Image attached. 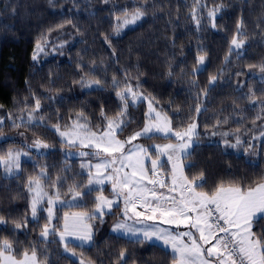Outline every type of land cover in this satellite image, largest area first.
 Instances as JSON below:
<instances>
[{"label": "trees", "instance_id": "16d2710c", "mask_svg": "<svg viewBox=\"0 0 264 264\" xmlns=\"http://www.w3.org/2000/svg\"><path fill=\"white\" fill-rule=\"evenodd\" d=\"M218 5L220 11L210 19L208 11ZM137 7L146 14L120 27L117 34V18L121 22L125 9L131 12ZM193 10L199 24L193 19ZM238 21H242L243 35L237 39L245 43L230 52ZM37 42L43 51L37 49ZM199 55H205V61L193 72ZM261 65L264 0H202L199 6L195 0H0V118L4 121L0 132L21 129L31 138L53 145L41 152L25 147L28 155L22 156L17 173L4 175L0 170V216L6 221L0 224V240L13 242L16 257L34 245L45 264H80L78 258L63 251L55 233L40 236L47 219L42 208L38 222L30 216L28 180L40 177L51 188L60 176L63 179L57 184L63 192H69L73 184L86 183L87 173L80 167L84 157L66 151L78 146L62 143L52 126L67 128L79 122L87 123L92 131L104 128L108 120L101 116V108L108 119H117L123 104L116 91L125 88V77L137 95L142 93L167 113L173 129L197 123L199 143L184 161L189 179L201 171L205 174L206 182L197 191L210 192L221 181L225 186L259 181L264 177ZM113 76L120 81L118 88L112 85ZM212 76L217 79L210 84ZM82 77L100 80L101 85L84 87L79 83ZM128 100L127 123L118 137L131 135L145 120L146 101L133 102L131 96ZM198 106L199 114L195 111ZM29 113L36 118L30 123ZM78 114L87 120L78 119ZM13 120L21 126L13 127ZM217 121L220 125L213 127ZM237 129L243 141L238 148L226 147L221 135H211ZM227 139L235 143L236 136ZM138 140L148 144L173 137L157 134ZM14 147L24 148L15 139L0 140V155ZM42 171L46 175L41 176ZM99 190L85 191L81 204L64 209L90 210ZM113 211L117 215L109 213L103 223L92 219L89 245L69 243L79 257L94 264H172L173 254L165 247L113 232L111 226L120 218L119 208ZM15 222L22 227L15 228ZM252 230L257 234L264 230V219Z\"/></svg>", "mask_w": 264, "mask_h": 264}, {"label": "snow or ice", "instance_id": "6c2138e0", "mask_svg": "<svg viewBox=\"0 0 264 264\" xmlns=\"http://www.w3.org/2000/svg\"><path fill=\"white\" fill-rule=\"evenodd\" d=\"M49 2L51 3V0ZM104 2L107 3L108 0H104ZM195 3L199 6L202 0H195ZM221 7L218 5L214 9H210L207 13L208 17L214 20ZM145 14L140 7L131 12L125 9L122 24L117 18V34L121 26L135 23ZM129 16L131 19L128 18ZM193 19L199 24L195 10H193ZM212 27L215 28L214 23ZM241 27L242 21H238L237 35L233 36L231 40L230 52L242 48L245 43L243 39H237V36L243 35ZM37 49L43 51L39 42H37ZM32 58L36 59L35 53ZM225 59L227 60V57ZM204 61L205 55H199L197 67L193 69V72L199 70V66L203 65ZM261 71L264 72V65H261ZM169 74L171 75V73ZM216 79V76L210 77L209 83L215 82ZM125 81V88L116 91V96L123 104L120 112L117 113V119H108L104 114V109L101 108V116L108 120V123L98 132L92 131L87 123L74 124L71 131H60L59 126H52L59 133L62 143L66 141L70 147L79 144L83 148L97 149L92 153L81 151L78 153L81 157L101 158V163L95 165L82 163L80 165L82 169H88V179L86 183L73 184L69 187L68 191L73 193L74 198L85 195L84 191L76 190L78 188L88 189L90 194L93 185H102L105 180L111 182L112 185L111 199L103 195L101 189L100 194L94 197V206L89 212L71 215L65 213L63 231L58 233L64 251L73 256L76 255L75 250L69 247L70 238L75 237L81 242H91L93 239L92 225L84 223L85 219H98L103 223L104 216L109 213L116 216L117 213L113 209L119 207L122 199L123 208H120L119 212L122 219H116L112 231L139 235L142 237L140 242H147L155 238L165 245H170L173 252L172 264H264V230H261L259 234L252 230L254 224L264 219V177L247 185L229 182L228 186H225V183L221 181L210 192L197 191V188H201L206 182L204 172L201 171L198 176L189 179L184 171L188 166L184 161L192 154L193 146L199 143V133L196 131L197 123L193 121L188 123L183 130H174L167 114L156 112L151 102L148 105V113L145 114L149 122H146L143 128L133 132L125 140L118 139V132L122 131L127 123L124 117L127 114L128 97L131 96L133 101L146 98L142 93L138 96L133 91L132 86L127 83V77H125ZM79 83L89 88L101 85L100 80L85 81L83 77ZM112 85L114 88L120 86V81L115 76L112 78ZM35 107L36 109L40 108L38 100ZM195 111L199 114L201 108L198 106ZM77 118L87 120L82 114H78ZM19 119L23 120V117L21 116ZM34 119L36 118L32 113H29L28 122L30 123ZM3 122V118H0V125ZM220 123L217 121L213 127L219 126ZM12 126L18 128L21 125L13 120ZM239 131L237 129L235 133L212 132L211 135H221L225 137L224 145L226 147L238 148L243 143ZM157 134H163L166 139L174 137L176 143L151 146L132 143L138 138L151 139ZM20 135L23 136L24 133H20ZM230 135L236 136L235 143H231L227 139ZM126 145H131V147L126 148ZM29 147L47 149L53 145L34 140ZM150 148L155 149V159L151 158ZM101 153L107 155L101 157ZM24 155H28V153L18 149H9L6 154L0 155V164L7 165L6 171L10 172L13 168L20 167V157ZM162 156H167V163L171 164L170 184L168 178H162L161 173L158 172V169L162 168L164 164V161L161 160ZM146 160L150 161V168L146 167ZM93 167L97 170L95 174L91 171ZM102 169L103 171H101ZM109 169L111 170L110 174ZM125 169H130V171ZM44 175L46 173L42 171L41 176ZM62 179L57 176L56 181L50 186L56 187V184ZM27 186L29 191L35 192L31 202V216L37 222L39 220L37 213L40 210L38 206L41 205L45 197H48L47 204L49 206L43 210L47 212L46 219L49 223H45L40 231V236L47 238L50 233L57 232V229L50 227V222L55 216V205L60 202V192L56 191L55 199L48 196V193L43 191L39 177H30ZM163 189H167L168 194L162 191ZM138 202L139 207L144 211L138 210ZM145 213L151 214L145 215ZM193 213H195V219H193ZM157 219L177 227L182 224L190 225L191 228L196 229L199 235H195L192 231L173 233L170 228H162L157 223H147V221H156ZM130 220L133 221L131 224H129ZM3 223L6 221L0 216V224ZM137 224L143 226L136 227ZM21 227V223L15 222V228ZM205 245L210 246L205 247ZM13 251L12 241L7 238L0 240V264H42L34 245L30 251L23 250L20 253V258L13 255ZM120 257L121 259L125 257V251L120 252ZM80 264H85V261L81 260ZM88 264H94V262L89 261Z\"/></svg>", "mask_w": 264, "mask_h": 264}, {"label": "rangeland", "instance_id": "374dc122", "mask_svg": "<svg viewBox=\"0 0 264 264\" xmlns=\"http://www.w3.org/2000/svg\"><path fill=\"white\" fill-rule=\"evenodd\" d=\"M129 19H131V17L129 16L128 17ZM123 19L124 18H122V20H121V24H122V21H123ZM130 24H133V23H129V25ZM124 26H126V25H123V26H121V27H124ZM200 67H202V65L201 66H199V68ZM140 95V94H139ZM138 95V96H139ZM143 97H145V96H143ZM141 99H144L145 101H146V107H147V110H146V113H148V105H149V102H151L152 104H153V107L155 108V110H156V112H160V113H162V114H164L165 112L162 110V109H160V108H158V107H156L155 106V104L150 100V99H148L147 97L146 98H141ZM138 100H140V99H137V100H135V101H133V102H136V101H138ZM167 114V113H166ZM153 116H154V113L152 114ZM168 116V115H167ZM169 117V116H168ZM146 122H149V121H147V119H146V116H145V120H144V123H143V125H142V127L141 128H143L144 127V125H145V123ZM195 122V121H194ZM196 123V122H195ZM74 124H83V123H79V122H74L70 127H67V128H60V131H71L72 130V127H73V125ZM140 128V129H141ZM140 129H138V130H140ZM137 130V131H138ZM175 130V129H174ZM183 130V129H182ZM197 131V130H196ZM94 132H98V130H95ZM0 133H2V135H0V140H2V139H15V140H17L20 144H22L23 146H24V148H22V147H14V148H11V149H18V150H21V151H23V152H27V150H29V151H35V152H41V151H44V149H36V148H30L29 147V145L35 140V139H33V138H31L25 131H23V130H21V129H17V130H15V131H13V132H0ZM20 133H24V135L23 136H21L20 135ZM57 135H58V137L60 138V136H59V133H57ZM158 135H162L163 136V134H158ZM130 136V135H129ZM128 136H126V137H118L117 136V138L118 139H120V140H125L126 138H127ZM61 139V138H60ZM139 139V138H138ZM135 140V141H133L132 143L133 144H142V145H145V146H151V145H155V144H159V145H164V144H168V143H176V140H175V138L173 137V140H167V141H152V142H150V143H148V144H144L143 142H141L140 140ZM65 143L67 144V142L65 141ZM76 146H78V147H76L75 149H66V151H68V154L69 155H75V153L77 152V153H79V152H81V151H85V152H89V153H92V152H95V151H97V149H95V148H83V147H81L79 144H77ZM27 148V150H26V148ZM126 148H130L131 147V145H126L125 146ZM150 152H151V158L152 159H155L156 158V153H155V149L154 148H150ZM105 155H107L106 153H101V157H103V156H105ZM93 157L94 156H92V158L91 157H84V158H82L81 159V164L82 163H91L92 165H95V164H98V163H101V158H98V157H94V159H93ZM21 158H22V156L20 157V161H21ZM161 160L162 161H164V164H163V167L162 168H160V169H158V172H160L161 173V176H162V178H168V182H169V184L171 183V181H170V171H171V164H169V163H167V156H162L161 157ZM145 165H146V167H149L150 168V161H148V160H146L145 161ZM116 166H118V165H116ZM6 168H7V165H5V164H0V170H1V172L4 174V175H11V174H14V173H17L18 171H19V169H20V167L18 168V169H16V168H13L12 169V171H6ZM126 171H130V169H125ZM83 171L84 172H88V169H83ZM91 171H92V173L93 174H95L96 173V169L93 167L92 169H91ZM101 171H103V169L101 170ZM110 169H109V174H110ZM36 178V177H35ZM40 178V177H39ZM87 179H88V176H87V178H86V182H87ZM40 180H41V185H42V187H43V191L44 192H47L48 193V196H51L52 198H54L55 199V194H56V191L57 190H59V192H60V197H59V200H60V202H58L56 205H55V208H54V211H55V216H54V218L52 219V221L50 222V227H52V228H55V229H57V232L55 233V235H56V237L60 240V238H59V231H63V217H64V215H65V213H67V214H69V215H71V214H73V213H81V212H89L90 210H84V209H80V208H75V209H64V207L65 206H68V205H74V204H81L82 202H83V200H84V197L82 196V197H80V198H74V196H73V193H70V192H63V189H62V187L59 185V184H56V187H46L45 186V184H44V182H43V179H41L40 178ZM34 187V186H33ZM104 187H107V191H103V195H105V196H108L110 199L112 198V195H111V187H112V185H111V182H109L108 180H105V182H104V184H102V185H93L92 186V188L91 189H94V188H100V189H102V188H104ZM76 190H82V191H87L88 189H76ZM162 191H164L166 194H168L167 193V189H163ZM65 194V195H64ZM100 194V190L99 191H97L95 194H94V197L95 196H97V195H99ZM28 195H29V207H30V216H31V202H32V199H33V197H34V195H35V192L34 191H29V188H28ZM47 199H48V197H45L44 198V200L41 202V205H39L38 206V208L39 209H46L49 205L47 204ZM119 211L118 212H120V208H123V200L121 199L120 200V204H119ZM138 210L139 211H144V209L143 208H140L139 207V202H138ZM44 213H45V216L47 217V212L46 211H44ZM151 213H145V215H150ZM37 215H38V213H37ZM192 216H193V219H195V213H193L192 214ZM61 218L60 220H58L57 221V219L58 218ZM31 218H32V216H31ZM121 219H122V217H120ZM133 221H129V224H131ZM47 223H49V221H47ZM84 223H86V224H89V225H92V230H93V220H88V219H85V221H84ZM149 224H151V223H157V224H159L160 225V227H162V228H170L172 231H173V233H175V232H177V231H180V232H184V231H192L195 235H199V233H197L196 232V229H194V228H191L190 227V225H179L178 227L176 226V225H168V224H165V223H163L162 222V220H160V219H157L156 221H151V222H148ZM114 224V223H113ZM113 224H112V226H113ZM56 225H60L59 227H56ZM112 226H111V230H112ZM143 225H139V224H137L136 225V227H142ZM115 233H118V234H120V235H123V236H125V237H130V238H142L141 236H139V235H132V234H128V233H125V232H115ZM50 235H52V233H50L49 234V236ZM48 236V237H49ZM47 237V238H48ZM44 238V237H43ZM185 240H187V238H184ZM70 242H74V243H76V244H80V245H89L91 242H81L80 240H78V239H76L75 237H73V238H70ZM150 242H154V243H157V244H159V245H161V246H163V247H165L166 249H168V250H170V252L173 254V252H172V248H171V246L170 245H165L162 241H160V240H158V239H155V238H153L152 240H150ZM214 242V241H213ZM206 247H208V246H210V245H205ZM63 251H64V249H63ZM65 252V251H64ZM65 253H67V254H69V255H71V256H73L71 253H69V252H65ZM73 257H75V258H78L80 261L81 260H83V261H85V264H88V261H86L85 259H83V258H81V257H79L77 254L75 255V256H73ZM17 258H20V256L19 257H17ZM41 262H42V264H45V262H43L42 260H40Z\"/></svg>", "mask_w": 264, "mask_h": 264}, {"label": "crops", "instance_id": "0c3cea01", "mask_svg": "<svg viewBox=\"0 0 264 264\" xmlns=\"http://www.w3.org/2000/svg\"><path fill=\"white\" fill-rule=\"evenodd\" d=\"M148 222H151V221H147V223H148ZM205 247H206V246H205Z\"/></svg>", "mask_w": 264, "mask_h": 264}]
</instances>
